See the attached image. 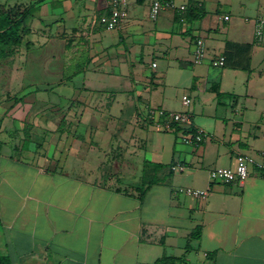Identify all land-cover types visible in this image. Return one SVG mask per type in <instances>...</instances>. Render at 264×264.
Here are the masks:
<instances>
[{
  "label": "crops",
  "instance_id": "crops-1",
  "mask_svg": "<svg viewBox=\"0 0 264 264\" xmlns=\"http://www.w3.org/2000/svg\"><path fill=\"white\" fill-rule=\"evenodd\" d=\"M124 1L126 17L107 30V0H0L31 13V46L0 59L17 75L0 93L14 94L0 101V256L264 264V168L251 166L242 182L208 180L239 153L264 164V0H168L184 13L167 8L155 20L154 0ZM218 55L222 66L212 62ZM174 88L196 102L188 112L207 136L200 144L184 142L185 127L147 116L171 113ZM181 187L208 191L193 198Z\"/></svg>",
  "mask_w": 264,
  "mask_h": 264
},
{
  "label": "built area",
  "instance_id": "built-area-1",
  "mask_svg": "<svg viewBox=\"0 0 264 264\" xmlns=\"http://www.w3.org/2000/svg\"><path fill=\"white\" fill-rule=\"evenodd\" d=\"M109 10L106 14L100 17V22L105 26L107 30H113L119 24L121 20L126 17L125 1L124 0H107ZM167 8H174L180 14L185 11V5L175 6L168 0L159 1L154 0L149 9V17L151 20H155L160 12ZM226 19V17H225ZM180 21L183 22L184 18L181 17ZM194 47L192 52L193 63L199 64L203 60L204 48L202 39L194 41ZM224 56H216L212 62L216 66H222L224 64ZM155 63H152V67ZM181 103L184 107H188L191 103L190 98L184 94L181 96ZM149 118L156 117L157 124L164 123L165 127H169L170 124H176L181 127H185L186 132L184 136V142L187 144H200L206 139V134L200 129H193L191 126V119L188 111H179L168 113L164 110H150L147 115ZM256 165L258 168H264L263 163L256 162L255 158L249 154L239 153L235 157V164L233 167L225 168H213L208 171L209 182H219L223 184H231L234 182L244 181L248 174L251 166ZM174 170V167H171ZM206 189H197L192 187H181L177 192L185 194L193 198H204L207 195Z\"/></svg>",
  "mask_w": 264,
  "mask_h": 264
},
{
  "label": "trees",
  "instance_id": "trees-1",
  "mask_svg": "<svg viewBox=\"0 0 264 264\" xmlns=\"http://www.w3.org/2000/svg\"><path fill=\"white\" fill-rule=\"evenodd\" d=\"M188 11L186 9L185 17L187 18ZM194 17L195 14H192ZM30 16L28 6L21 3H15L13 5H0V59L4 56L14 54V52L20 46L29 48L31 42L27 36L30 34ZM197 17V16H195ZM25 142L27 139L25 138ZM115 191L122 192L120 188H116ZM143 191L138 194V199L141 201L143 197ZM201 228L197 226L194 228L189 237L197 239L200 235ZM187 249V245L185 246ZM186 264L183 257H161L156 259L151 264ZM0 264H10L7 256H0Z\"/></svg>",
  "mask_w": 264,
  "mask_h": 264
},
{
  "label": "rangeland",
  "instance_id": "rangeland-1",
  "mask_svg": "<svg viewBox=\"0 0 264 264\" xmlns=\"http://www.w3.org/2000/svg\"><path fill=\"white\" fill-rule=\"evenodd\" d=\"M23 46V45H22ZM161 66V65H160ZM8 64L7 62L0 61V93L4 92L5 90H9V80L10 78H17L16 74H12L10 70H8ZM158 74H160V67L156 70ZM33 79L32 78H27L24 80L23 84L24 85H29ZM183 91H185L183 88H174V91H171L170 96L168 95L167 99L169 98L168 102L166 103V107L168 108L169 111L171 112H179L177 110H180L182 107L181 105V96L183 95ZM8 92V91H6ZM17 91H12L10 93H15ZM14 95V94H13ZM11 95V96H13ZM11 96H7V99L11 101ZM1 97V96H0ZM6 97L5 98H0L1 102H6L7 101ZM191 100V99H190ZM195 101L191 100V103L188 107H186L185 110L181 111H188V108H193V105L195 104ZM244 107V106H242ZM246 107H249L248 104H246ZM183 108V107H182ZM244 110V109H243ZM257 117V115H256ZM155 138H165L166 140H173L174 134L171 132H155Z\"/></svg>",
  "mask_w": 264,
  "mask_h": 264
}]
</instances>
